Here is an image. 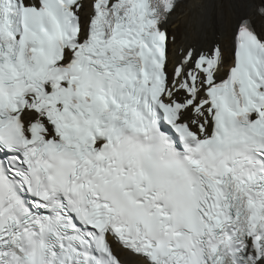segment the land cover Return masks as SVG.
Here are the masks:
<instances>
[{
  "label": "snow or ice",
  "instance_id": "snow-or-ice-1",
  "mask_svg": "<svg viewBox=\"0 0 264 264\" xmlns=\"http://www.w3.org/2000/svg\"><path fill=\"white\" fill-rule=\"evenodd\" d=\"M177 6L0 0V264H264V0Z\"/></svg>",
  "mask_w": 264,
  "mask_h": 264
},
{
  "label": "bare ground",
  "instance_id": "bare-ground-1",
  "mask_svg": "<svg viewBox=\"0 0 264 264\" xmlns=\"http://www.w3.org/2000/svg\"><path fill=\"white\" fill-rule=\"evenodd\" d=\"M240 3L241 0H180L169 18L170 36H175L177 45L190 44L197 48H209L213 43H219L225 47V57L230 63L231 47L226 30L232 15L243 11ZM260 26L264 25L258 21V30ZM172 48L169 44L170 57ZM121 255L123 259H133Z\"/></svg>",
  "mask_w": 264,
  "mask_h": 264
},
{
  "label": "rangeland",
  "instance_id": "rangeland-1",
  "mask_svg": "<svg viewBox=\"0 0 264 264\" xmlns=\"http://www.w3.org/2000/svg\"><path fill=\"white\" fill-rule=\"evenodd\" d=\"M171 26V24L169 23L168 24V26H167V29H168V33H169V35H170V33H171V29L169 28ZM172 36V35H171ZM169 52H170V49H169Z\"/></svg>",
  "mask_w": 264,
  "mask_h": 264
}]
</instances>
